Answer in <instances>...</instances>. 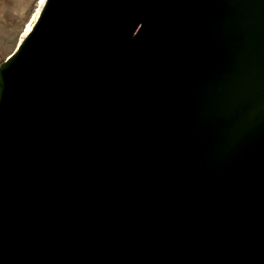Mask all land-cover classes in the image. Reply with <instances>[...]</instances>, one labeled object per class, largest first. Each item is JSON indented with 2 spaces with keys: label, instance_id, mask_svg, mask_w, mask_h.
<instances>
[{
  "label": "water",
  "instance_id": "obj_1",
  "mask_svg": "<svg viewBox=\"0 0 264 264\" xmlns=\"http://www.w3.org/2000/svg\"><path fill=\"white\" fill-rule=\"evenodd\" d=\"M0 264H264V0H44L0 62Z\"/></svg>",
  "mask_w": 264,
  "mask_h": 264
},
{
  "label": "crops",
  "instance_id": "obj_2",
  "mask_svg": "<svg viewBox=\"0 0 264 264\" xmlns=\"http://www.w3.org/2000/svg\"><path fill=\"white\" fill-rule=\"evenodd\" d=\"M41 0H0V55L15 51L31 29L40 11Z\"/></svg>",
  "mask_w": 264,
  "mask_h": 264
},
{
  "label": "bare ground",
  "instance_id": "obj_3",
  "mask_svg": "<svg viewBox=\"0 0 264 264\" xmlns=\"http://www.w3.org/2000/svg\"><path fill=\"white\" fill-rule=\"evenodd\" d=\"M44 0H41L39 3L42 4Z\"/></svg>",
  "mask_w": 264,
  "mask_h": 264
},
{
  "label": "rangeland",
  "instance_id": "obj_4",
  "mask_svg": "<svg viewBox=\"0 0 264 264\" xmlns=\"http://www.w3.org/2000/svg\"><path fill=\"white\" fill-rule=\"evenodd\" d=\"M3 58V55H0V59H2ZM3 60V59H2Z\"/></svg>",
  "mask_w": 264,
  "mask_h": 264
},
{
  "label": "trees",
  "instance_id": "obj_5",
  "mask_svg": "<svg viewBox=\"0 0 264 264\" xmlns=\"http://www.w3.org/2000/svg\"><path fill=\"white\" fill-rule=\"evenodd\" d=\"M2 61V59H0V62Z\"/></svg>",
  "mask_w": 264,
  "mask_h": 264
}]
</instances>
